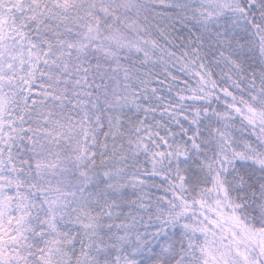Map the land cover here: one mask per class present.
I'll use <instances>...</instances> for the list:
<instances>
[{
    "label": "snow or ice",
    "instance_id": "6c2138e0",
    "mask_svg": "<svg viewBox=\"0 0 264 264\" xmlns=\"http://www.w3.org/2000/svg\"><path fill=\"white\" fill-rule=\"evenodd\" d=\"M0 264H264V0H0Z\"/></svg>",
    "mask_w": 264,
    "mask_h": 264
}]
</instances>
